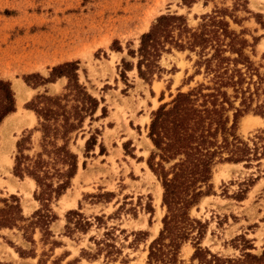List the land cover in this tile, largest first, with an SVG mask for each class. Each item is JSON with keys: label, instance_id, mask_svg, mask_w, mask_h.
I'll use <instances>...</instances> for the list:
<instances>
[{"label": "rangeland", "instance_id": "1", "mask_svg": "<svg viewBox=\"0 0 264 264\" xmlns=\"http://www.w3.org/2000/svg\"><path fill=\"white\" fill-rule=\"evenodd\" d=\"M247 2L251 13L238 8L235 14L240 22L235 24L229 20L230 27L236 32L244 31L243 37L251 46L246 54L263 77L264 28L256 15L264 24V0ZM227 5L231 6L232 2ZM211 9V4L204 7L202 1L187 8L182 0H0V80L9 81L14 94L16 80L28 88L21 103L14 95L15 115L11 114L0 125V198L16 196L26 217L40 208L34 199L36 186L31 179L13 175L16 143L30 132L31 150L25 154L31 156L39 151L41 135L35 131L38 120L26 105L44 92L48 96L64 93L67 83L66 78H59L55 83L33 88L24 82L25 76L48 78L53 67L77 61L79 82L100 101L94 116L97 119L91 123L87 119L84 132L76 139L73 135L70 142V149L79 158L76 177L63 196L51 203L57 216L50 226L54 236L51 240L60 245L42 244L38 230L33 235L34 246L23 239L21 231L2 230L0 264H38L39 259H48L46 264H53L59 258H62L60 264H122L125 261L145 264L149 244L161 230L165 215V207L161 205L163 189L146 163L154 150L148 138L151 114L160 105L169 103L178 92H187L200 83L207 84L208 80L202 73L196 74L194 54L172 50L159 62L163 70L160 77L155 76L146 83L138 77L137 59L129 56L128 51L137 50L140 36L160 15H183L190 27H196L199 17ZM255 81L257 78L253 76ZM256 87L260 98L259 103L253 102V109L264 99V83L251 85V92ZM227 92L232 94L231 89ZM238 103L234 105L237 107ZM102 107L107 110L105 118H100ZM96 132L94 150L85 153L86 140ZM237 134L250 147L255 136L264 141V119L249 112L239 119ZM210 184L212 194L190 210L192 218L208 224L202 247L222 258H235L240 252L233 248L232 241L244 235L252 241L253 253H261L264 158L249 168L244 163L217 164ZM240 191L247 192L238 201L236 195ZM70 210H77L91 221L92 227L86 233L67 236L65 215ZM108 231L111 235L105 237ZM103 239L112 240L120 251L118 256H113L114 260L104 258V252L93 257L97 253L95 240ZM16 248L25 252L24 257H20ZM31 250L35 258L28 257ZM193 251L191 242L182 246L180 259L184 264H190Z\"/></svg>", "mask_w": 264, "mask_h": 264}, {"label": "trees", "instance_id": "2", "mask_svg": "<svg viewBox=\"0 0 264 264\" xmlns=\"http://www.w3.org/2000/svg\"><path fill=\"white\" fill-rule=\"evenodd\" d=\"M198 1H202L204 7L211 4L212 9L199 17L196 27H190L183 15H160L140 36L137 50L128 51L129 56L137 59L138 77L146 83H150L155 76L160 77L163 70L159 62L164 54H170L172 50L194 54L196 74L202 73L208 80L207 84L200 83L187 92H178L169 103L160 105L151 114L148 138L154 150L146 163L163 189L161 205L165 207V215L161 230L149 244L145 264H184L180 251L187 242H191L194 249L190 264H264V245L261 253H253L255 247L244 235L232 241L233 248L240 252L235 258H222L202 247L208 224L190 216V210L202 198L212 194L210 180L217 164L244 163L249 168L253 162L264 158L262 137L255 136L250 147L237 134L239 119L249 112L264 119V99L252 108L254 101L259 103V87L254 92L250 90L251 85L264 83V76L257 73L246 54V49L251 46L243 37L244 31L236 32L229 22H240L235 14L238 8L251 13L247 9L248 2L182 0V5L191 8ZM229 1L231 6L227 5ZM256 17L264 28V24L259 22L260 16ZM78 64L74 61L57 65L51 69L48 78L38 75L23 78L33 88L55 83L59 78L67 80L64 93L48 96L44 92L34 96L26 105L38 120L35 131L41 135L39 151L31 156L25 154L31 150L30 132L16 143L13 175L34 181V199L39 202L40 208L26 217L16 196L0 198V231H21L23 239L32 246L36 230L40 233L42 244L60 245L51 240L54 236L50 226L57 220L51 203L70 188L78 171V155L70 149L72 136L76 139L84 132L82 129L87 119L90 123L97 119L94 116L100 101L79 82ZM253 76L257 81L253 82ZM227 89H231L232 94H228ZM14 95L10 82L0 80V125L16 112ZM236 101H239L237 107L234 105ZM106 114V108L102 107L100 118H105ZM97 134H91L86 140L85 153L94 150ZM102 151L100 145V153ZM82 166L85 167L84 162ZM246 192L240 191L236 199L243 200ZM95 220L99 221V218ZM65 221L67 236L76 232L86 233L92 227L91 221L77 210L68 211ZM110 235L109 231L104 234L105 237ZM112 242L109 239L95 240L97 253L93 257L104 252V258L114 260L113 256H118L120 251ZM16 250L20 257H24V251ZM27 255L36 257L34 250ZM61 260L56 261L60 264ZM47 261L39 259L38 264H46Z\"/></svg>", "mask_w": 264, "mask_h": 264}, {"label": "bare ground", "instance_id": "3", "mask_svg": "<svg viewBox=\"0 0 264 264\" xmlns=\"http://www.w3.org/2000/svg\"><path fill=\"white\" fill-rule=\"evenodd\" d=\"M13 89L15 91L17 99L19 100V103H21L23 100H25L26 94L28 93V88L25 87L24 83L21 80L15 81V83L13 85ZM13 115H15V114H13ZM32 121L34 122V120H32ZM2 133H3V136H4V134H6L5 131H3ZM31 181H32V183H34L33 180H31ZM34 185H35V183H34ZM157 198H158V201L161 200L160 191H158ZM156 232H157V230H156Z\"/></svg>", "mask_w": 264, "mask_h": 264}]
</instances>
